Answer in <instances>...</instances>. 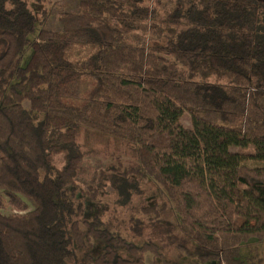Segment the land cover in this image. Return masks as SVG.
Listing matches in <instances>:
<instances>
[{
	"label": "trees",
	"instance_id": "obj_1",
	"mask_svg": "<svg viewBox=\"0 0 264 264\" xmlns=\"http://www.w3.org/2000/svg\"><path fill=\"white\" fill-rule=\"evenodd\" d=\"M57 2L72 7L60 28L30 39L49 17L33 7L48 0H0V264H147L148 253L178 264L167 248L204 264H263L264 0H168L163 14L159 0ZM75 46L86 52L72 62ZM83 74L92 88L67 105ZM81 126L124 142L136 163L79 189ZM136 178L167 199L128 219L141 245L114 232L118 218L86 215L107 184L135 189ZM171 209L178 220L165 225ZM94 242L101 252L81 258Z\"/></svg>",
	"mask_w": 264,
	"mask_h": 264
},
{
	"label": "rangeland",
	"instance_id": "obj_2",
	"mask_svg": "<svg viewBox=\"0 0 264 264\" xmlns=\"http://www.w3.org/2000/svg\"><path fill=\"white\" fill-rule=\"evenodd\" d=\"M159 1H160L159 4L160 8L158 9L163 14L162 9L164 5L166 9L169 8V5L166 4L168 0H159ZM48 2H49L48 4H44L42 6L36 4L33 7L36 12L41 11L43 8H46V10L49 13V17L47 21H42L43 18L40 16L37 17L38 24L36 26V31L34 32V34L30 36V39H34L41 28L55 29V30L59 29L60 14L63 13L64 11L72 9L70 4L57 2V0H48ZM176 4L183 5L184 2L177 1ZM170 6L174 7L175 3L171 2ZM136 35L140 37V40H143V37L145 36L144 30L137 31ZM130 40L138 41V39L137 40L135 39L134 35L133 37H131ZM83 52H86L83 47L75 46L73 50H69L67 52V58L72 62H76V60L80 59L78 54ZM31 55H32V50H28L21 62L22 67L26 66ZM251 79L256 84L263 83V78L255 66H252L251 69ZM92 86H93L92 77H90L87 74H83L78 86L80 90V96L77 98L65 99V103L70 106H81L84 103L85 95H87V93L92 88ZM25 104L27 105V103ZM182 118H183L184 126L186 128H192L191 120L189 116L185 114L183 115ZM77 144L82 150H87L90 153L85 155V157L83 158L80 165L78 177L76 180L79 189H81L82 191H87L89 187L96 185V182L99 179L100 171H105L110 167L123 168V166H127V165L130 166L136 163L133 149L127 146L124 142H122L119 139H115L113 137L106 136L98 132H94L83 126L79 127L78 129ZM3 156H6V152H4L0 148V158ZM107 175L110 178L115 177L113 171L108 172ZM136 181L138 182L137 188L135 189L127 188L123 191L116 189V186H113L112 184L111 185L107 184L105 189L100 192L99 195L100 201L99 202L97 201L96 203L98 207L97 206L93 207L95 208V212L93 211L92 212L93 214H90V212H88L86 215L92 216L98 213L104 221H108L111 218H118L123 222V224L121 226L114 227V232H117L121 236L128 238L133 243L141 245L144 242L145 238H141L138 240L136 237L133 238L130 236V232L128 228V219L130 217H133V218H141L143 220H146V217L141 213L142 206L151 205L154 203L162 204L164 202H167V199L165 197L163 189H160L152 181L150 180L140 181L138 180V178H136ZM79 198H81L80 195ZM84 202L87 203L88 199H85ZM28 203L31 210L33 208V205L30 202ZM5 213L6 214L17 213V211L12 208H8L7 210H5ZM177 220H178L177 214H175L174 210L171 209L170 213H168L166 217L163 219V222L165 225H173L176 224ZM100 245H101L100 243L94 242L92 244L91 250L78 249L76 251L81 258L87 251L91 252L92 255L97 256L98 253L101 252ZM260 248L264 260V244ZM161 252L164 256H166L167 260L176 262L178 264H204L198 259H192L187 257L184 253L180 252L175 248L162 249ZM246 252H247L246 249L243 248L242 254L245 255ZM152 258H153L152 254L148 253L146 255V263L151 264ZM70 261H72V259ZM158 264H162V263L158 262ZM205 264H218V263L208 262Z\"/></svg>",
	"mask_w": 264,
	"mask_h": 264
}]
</instances>
